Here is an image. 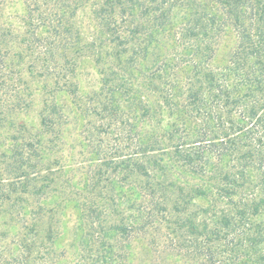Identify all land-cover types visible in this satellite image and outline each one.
<instances>
[{"label": "trees", "instance_id": "16d2710c", "mask_svg": "<svg viewBox=\"0 0 264 264\" xmlns=\"http://www.w3.org/2000/svg\"><path fill=\"white\" fill-rule=\"evenodd\" d=\"M0 264H264V0H0Z\"/></svg>", "mask_w": 264, "mask_h": 264}, {"label": "rangeland", "instance_id": "374dc122", "mask_svg": "<svg viewBox=\"0 0 264 264\" xmlns=\"http://www.w3.org/2000/svg\"><path fill=\"white\" fill-rule=\"evenodd\" d=\"M36 113H37V110H32L29 114V116H27L25 119L29 122H32L34 124L38 123V118L36 116ZM69 215V211L67 212V216ZM72 221H73V216H71V219L69 220V222L66 224V230H65V233H66V236L69 237L70 235V227H71V224H72ZM69 234V235H68Z\"/></svg>", "mask_w": 264, "mask_h": 264}]
</instances>
